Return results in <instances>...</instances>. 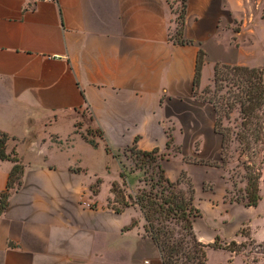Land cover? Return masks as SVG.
<instances>
[{
	"label": "crops",
	"instance_id": "1",
	"mask_svg": "<svg viewBox=\"0 0 264 264\" xmlns=\"http://www.w3.org/2000/svg\"><path fill=\"white\" fill-rule=\"evenodd\" d=\"M182 7L0 0V132L24 166L0 215V264H162L139 208L113 207L121 166L106 148L156 153L165 179L184 174L192 184L196 220L213 235L238 231L226 223L234 203L226 201L223 137L203 90L221 63L211 48L253 43L255 14L246 0H186L182 38L191 43L177 44ZM13 167L0 161V195ZM200 227L194 220L195 233Z\"/></svg>",
	"mask_w": 264,
	"mask_h": 264
},
{
	"label": "trees",
	"instance_id": "2",
	"mask_svg": "<svg viewBox=\"0 0 264 264\" xmlns=\"http://www.w3.org/2000/svg\"><path fill=\"white\" fill-rule=\"evenodd\" d=\"M182 4L179 15L181 27L176 31L174 42L189 44L191 41L182 38L186 0H182ZM204 58L205 53L200 50L195 76L196 86L200 84ZM213 80L215 93L225 92V95H220L218 100L213 102L216 111L215 129L223 137L222 167H227L235 160L232 178L236 175L246 185L244 195L238 199L245 202L246 206L256 207L261 200V175L255 159L264 152V71L260 67L217 63ZM235 113L237 117L232 119ZM9 139L7 134L0 132V161L9 160L14 163L7 190L0 195V215L7 207L9 191L20 186L24 172V166L16 154L10 155L6 152ZM89 142L96 146L94 141ZM106 151L111 153L109 148H106ZM129 151L138 157L156 156V153H143L135 147ZM157 169L158 183L162 186L160 194H142L134 200L129 195L130 201L123 200L122 206L115 208L116 212L121 213L124 208L130 206L139 208L146 221L145 233L158 248L162 264H207V245L199 241L193 230V221L200 213L194 207L195 191L192 184L189 180L185 181L184 174L179 181L172 183L165 179L159 165ZM120 178L125 185L128 177L124 170L121 171ZM183 184L185 189L181 188ZM112 192L114 195L121 193L116 182L112 185ZM169 220L179 221V229L167 225L165 221ZM137 224V221H133L128 229ZM217 241L218 237H215V244Z\"/></svg>",
	"mask_w": 264,
	"mask_h": 264
},
{
	"label": "rangeland",
	"instance_id": "3",
	"mask_svg": "<svg viewBox=\"0 0 264 264\" xmlns=\"http://www.w3.org/2000/svg\"><path fill=\"white\" fill-rule=\"evenodd\" d=\"M260 2V0H259ZM258 0H246V8L253 10L255 14L254 27L257 35L253 43L242 44L236 48L234 45L227 46L223 44L221 47H213L210 51V58L217 59L222 64L234 66L239 63H247L252 66L260 67L264 71V21L260 20L262 7L264 10V0L259 3ZM182 9V8H181ZM180 11L177 16V29L181 27V19L179 18ZM176 36V34L174 35ZM220 95H225V92L215 93V84L213 82L204 88L203 96L211 103L217 101ZM237 117V113L232 115V119ZM88 138V137H87ZM92 140V139H91ZM111 151V149H110ZM113 157L119 161L121 171L124 170L128 179L123 185V180L116 182L121 189V193L114 195V201L117 202L114 208L122 206V201L129 202L128 196L131 195L133 200L142 194L152 195L160 194L162 186L159 185V172L157 166L159 163V155L153 157H142L130 152L111 151ZM264 152L258 155L255 163L260 168L261 179L259 182V193L261 200L256 207H249L245 202L239 200L244 195L246 185L240 181V177L236 175L232 178V170L236 165L235 160L231 161L230 165L223 167L225 170V179L229 184V190L226 201L234 203L229 209V213L233 215L235 225L239 224V229L236 233H211L210 229L206 228V224L200 219L196 221L198 233H195L201 243L207 245V264H264ZM161 158V157H160ZM262 162V164H260ZM115 168V166H113ZM189 179H187L188 181ZM106 191H103V196ZM138 212V210H137ZM129 212L126 219L129 221ZM139 213V212H138ZM201 216V215H200ZM199 217V216H198ZM141 216H137L140 221ZM170 227L179 229L181 223L175 220L165 221ZM203 225V227H202ZM218 226V225H217ZM195 232V231H194ZM215 237L218 241L215 244Z\"/></svg>",
	"mask_w": 264,
	"mask_h": 264
},
{
	"label": "built area",
	"instance_id": "4",
	"mask_svg": "<svg viewBox=\"0 0 264 264\" xmlns=\"http://www.w3.org/2000/svg\"><path fill=\"white\" fill-rule=\"evenodd\" d=\"M146 264H149L148 262H145Z\"/></svg>",
	"mask_w": 264,
	"mask_h": 264
}]
</instances>
